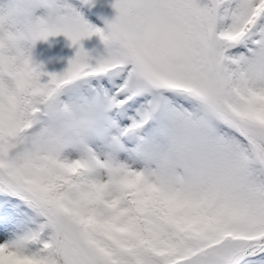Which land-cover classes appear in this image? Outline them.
Instances as JSON below:
<instances>
[{
    "label": "snow or ice",
    "instance_id": "1",
    "mask_svg": "<svg viewBox=\"0 0 264 264\" xmlns=\"http://www.w3.org/2000/svg\"><path fill=\"white\" fill-rule=\"evenodd\" d=\"M112 7L0 6V264H264V0ZM61 33L47 72L32 48Z\"/></svg>",
    "mask_w": 264,
    "mask_h": 264
},
{
    "label": "rangeland",
    "instance_id": "2",
    "mask_svg": "<svg viewBox=\"0 0 264 264\" xmlns=\"http://www.w3.org/2000/svg\"><path fill=\"white\" fill-rule=\"evenodd\" d=\"M113 2L114 0H94V3L90 5L91 9L100 16L104 27L105 18L111 19L116 14L112 7ZM80 43L93 57L105 52V45H102V41L97 35L85 38ZM77 47L78 45H72L71 41L61 33L49 36L47 40H37L33 48L36 49L34 52L37 55L38 63L43 64L45 71L59 73L68 66V61L75 55Z\"/></svg>",
    "mask_w": 264,
    "mask_h": 264
},
{
    "label": "trees",
    "instance_id": "3",
    "mask_svg": "<svg viewBox=\"0 0 264 264\" xmlns=\"http://www.w3.org/2000/svg\"><path fill=\"white\" fill-rule=\"evenodd\" d=\"M9 0H0V6L7 4ZM63 2V0H61ZM77 11H79L83 18L89 23L100 27L102 26L101 19L98 15L92 12L89 4L83 3V0H67ZM48 10L45 7H39L35 10V14L38 16L46 17ZM32 57L35 59L34 48L32 49Z\"/></svg>",
    "mask_w": 264,
    "mask_h": 264
},
{
    "label": "clouds",
    "instance_id": "4",
    "mask_svg": "<svg viewBox=\"0 0 264 264\" xmlns=\"http://www.w3.org/2000/svg\"><path fill=\"white\" fill-rule=\"evenodd\" d=\"M5 25H11V21L5 18L2 21ZM28 32L25 29L23 32H18L14 26H12V30L8 31V28L5 29V40L6 44L12 47H15L20 41H27ZM33 49V48H32Z\"/></svg>",
    "mask_w": 264,
    "mask_h": 264
}]
</instances>
